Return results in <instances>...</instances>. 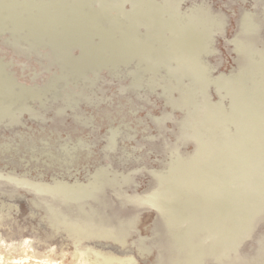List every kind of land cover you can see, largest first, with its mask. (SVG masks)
<instances>
[{"label":"rangeland","instance_id":"374dc122","mask_svg":"<svg viewBox=\"0 0 264 264\" xmlns=\"http://www.w3.org/2000/svg\"><path fill=\"white\" fill-rule=\"evenodd\" d=\"M263 9L0 0V264H264Z\"/></svg>","mask_w":264,"mask_h":264},{"label":"bare ground","instance_id":"6f19581e","mask_svg":"<svg viewBox=\"0 0 264 264\" xmlns=\"http://www.w3.org/2000/svg\"><path fill=\"white\" fill-rule=\"evenodd\" d=\"M263 12H264V9H263ZM252 23V22H251ZM253 25V23H252ZM176 138V137H175ZM180 142L175 140V142L170 146V153L172 152V150H176L174 151L176 154L178 153L179 154V144ZM169 148V147H168ZM183 156V155H182ZM123 180H124V184H127L128 183V177H123ZM130 182V181H129ZM105 187V186H104ZM104 187H103V190L99 193L98 197L95 198L94 200H92V204L90 205H87L85 207V209H95L97 212H100L102 211V208L106 205V201H105V198H104ZM130 197H135V196H130ZM129 197L125 198L126 201H128ZM79 217L77 218H70V220H76L78 219ZM97 219L101 222V223H107L108 221H110V219L102 214L101 215H98L97 216ZM81 222V221H80ZM131 222V221H130ZM76 224H80V223H76ZM160 227V226H159ZM161 228V227H160ZM79 232H81V234H89L88 233V229L85 228L84 226H81L79 227V229H77ZM117 235L119 236L120 235V232L118 231L117 232ZM113 236V235H112ZM263 248H261V250H263V253H264V246H262ZM140 249H142V245L140 247ZM96 255V256H95ZM95 258H94V262L95 264H125L124 262H122V260L120 259H117L111 255H100L99 253L95 252ZM163 259V258H162ZM127 264V263H126ZM163 264V263H162Z\"/></svg>","mask_w":264,"mask_h":264},{"label":"water","instance_id":"95a60500","mask_svg":"<svg viewBox=\"0 0 264 264\" xmlns=\"http://www.w3.org/2000/svg\"><path fill=\"white\" fill-rule=\"evenodd\" d=\"M259 5V3H257V6ZM251 19H252V23H253V26H254V29H255V32H254V36L252 37V40L250 41V43L248 42V44H249V46H257V45H260L261 43H263V40L259 37V30H260V28H261V25L263 24V21H261V20H259V17H258V15H252L251 16ZM28 88H37L36 86H34V87H28ZM24 144V147H27V146H33V144L34 143H32V142H24L23 143ZM49 154H51V152H49ZM186 155L185 156H187V155H189V153H185ZM161 220H160V217H159V222H160ZM160 226V225H159ZM158 229V232H159V234H160V242H162V246H163V248H164V251H162L161 250V255H162V257H164V255L166 254V251H167V247H166V238L164 237V235H163V233H162V231H161V228L160 227H158L157 228Z\"/></svg>","mask_w":264,"mask_h":264}]
</instances>
